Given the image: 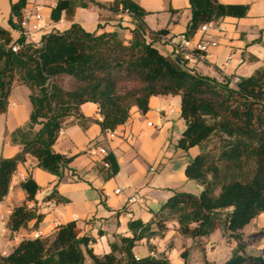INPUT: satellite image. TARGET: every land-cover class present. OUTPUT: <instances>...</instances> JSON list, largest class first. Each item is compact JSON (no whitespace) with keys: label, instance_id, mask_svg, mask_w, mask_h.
I'll return each instance as SVG.
<instances>
[{"label":"trees","instance_id":"16d2710c","mask_svg":"<svg viewBox=\"0 0 264 264\" xmlns=\"http://www.w3.org/2000/svg\"><path fill=\"white\" fill-rule=\"evenodd\" d=\"M188 3L186 39L201 25L225 17L243 18L248 11L245 5H225L218 0ZM25 4V0L11 4V29H17ZM89 5L126 13L133 25L130 37L124 40L115 30L88 33L72 23L64 31L43 35L38 47L22 45L14 53L9 31L0 27V114L7 109L14 82L27 88L30 105L28 122L10 133L11 143L20 146V151L11 158H0V202L27 156L35 158L42 171L58 181L63 179L72 158L53 152L52 146L68 118L73 117L82 128L89 122L79 111L82 104L96 105L100 119L94 122L104 134L124 124L133 107L147 113L149 99L156 96L179 97L184 129L176 147L182 151L197 148L184 176L200 192L173 193L151 222L130 221V235L115 236L105 254H94L89 247L93 240L80 236L75 222H68L58 226L52 237L21 240L8 255H0V264H83L84 255L89 264H171L163 253L144 257L134 253L141 241L163 237L171 221L182 237L191 240L207 238L218 230L223 239L234 241L236 246L223 264H264L260 255L245 252L241 234L264 213V66L232 85L230 78L217 81L186 69L180 57L163 56L152 45L155 35L165 30L148 31L143 21L147 12L133 0H58L50 21L57 23L63 16L71 21L76 8ZM63 79L70 81V88H64ZM105 160L115 174L112 157L107 155ZM19 187L26 198L8 217L6 227L11 232L32 220L36 228L43 218L26 205L39 189L32 178ZM50 200L67 203L55 190L45 198ZM186 255L184 250L183 264Z\"/></svg>","mask_w":264,"mask_h":264},{"label":"crops","instance_id":"0c3cea01","mask_svg":"<svg viewBox=\"0 0 264 264\" xmlns=\"http://www.w3.org/2000/svg\"><path fill=\"white\" fill-rule=\"evenodd\" d=\"M18 1L0 0V27L9 31L12 43L20 36L18 28L9 27L10 6ZM57 1L25 0L26 4L43 5V19L38 24L41 30L34 36L38 43L43 35L51 31H64L72 23L94 34L118 29L112 21L105 24L106 21L99 20L103 12L109 11H101L93 5L85 9L76 8L71 21L63 16L59 22L52 23L50 12ZM94 1L106 3L112 0ZM133 1L147 12L143 21L148 31L165 30L164 34L155 35L152 45L163 56L180 57L188 70L217 81L222 77L230 78L232 85L231 79L248 77L255 69L264 66V0H218L225 5H245L248 7L247 14L243 18L225 17L208 24L206 34L217 42V47L189 61L182 57L177 48L190 19L188 0ZM13 21L16 22L14 18ZM202 36L205 35L196 31L188 39L187 49L190 50ZM239 69L244 70L245 76L235 74L234 71ZM13 85L19 84L14 82ZM168 97H151L149 110L145 114L131 108L126 122L116 127L113 139H107L94 122L100 119L96 105L82 104L79 111L89 122H84L82 128L73 117L68 118L52 146L53 152L72 158L61 181L39 169L35 158L31 156H27L25 162L17 166L9 191L0 202V253L8 255L21 241L6 227V222L13 207L25 201L26 195L19 184L29 176L39 189L34 200L26 202V205L43 215V218L36 228L33 227L34 220L28 222L25 228L16 231L17 235L33 239L37 233L40 238H49L58 226L75 222L79 235L93 240L89 247L96 255L107 253L108 244L115 236H129L130 221L149 223L153 214L173 193L192 192V181L185 178L184 168L198 150L194 147L182 151L176 147L184 129L180 116L181 121L174 122L168 117H160L163 113L157 114L160 107L168 102ZM29 112L30 105L27 111H17L15 103L8 101L7 111L0 114V158H11L20 151V146L11 143L10 133L28 122ZM148 122L151 126H147ZM171 130L175 131L174 136L170 134ZM128 134L130 138H127ZM101 147L105 149L106 155L98 154L97 150ZM107 155L115 163V174L113 167L105 160ZM117 189L120 192L115 194ZM53 190L67 203L45 201ZM134 193L140 195V200L128 205L127 200ZM261 224L251 223L247 227L253 228L252 234L256 235L258 232L264 233V228H259ZM234 245L232 240L223 239L218 230L199 240L182 237L176 231V223L171 221L166 224L163 237L151 239L148 243L141 241L134 253L137 257L163 253L171 264H183L181 253L187 250L186 264H223L231 256ZM256 248H264V243ZM89 263L90 259L84 255L83 264Z\"/></svg>","mask_w":264,"mask_h":264},{"label":"rangeland","instance_id":"374dc122","mask_svg":"<svg viewBox=\"0 0 264 264\" xmlns=\"http://www.w3.org/2000/svg\"><path fill=\"white\" fill-rule=\"evenodd\" d=\"M97 9H99V8H97ZM99 10L104 11L103 9H99ZM99 20L106 21L105 24H108V21H112L113 26H115L119 29V30L117 29V31L119 32L122 39L126 40L130 37V34L127 33V30L133 29V25H132L131 18L126 13H111V12L106 13V12H103V14H101L99 16ZM229 67H231V66H229ZM234 72H235V74H238L241 76H245V74H246L244 72V70H242V69L236 70ZM61 83L64 86V88H66V89L70 88V86H71V83L68 79L61 80ZM27 93L28 92H27L26 87L21 86V85H13L12 84L10 92H9V96H8V101L15 103V105L17 106V111H21V110L27 111V110H29V102H28ZM167 99H168V102L160 107L161 110H163V114L160 117H168V119L174 120V122L181 121L179 118V97L178 96H173V97L169 96ZM7 108H8V106H7ZM171 109L173 110L172 112H170ZM10 110H11V108L8 109V111H10ZM6 111H7V109H6ZM170 134L172 136H174L175 131L171 130ZM190 183H191L190 185L192 187L191 188L192 192H188V193L197 195L200 192V187L195 185L193 182H190ZM258 222L262 223L259 226V228H261V227L264 228V214H262V215L260 214L259 216L254 218L248 225H250L251 223H253V225L254 224L256 225ZM247 226H245L242 229L243 234L241 231L242 238H243V244H244L246 252L249 254H255V255L261 254L262 255L261 257L264 258V248H261V249L256 248V246L259 245L260 243H264V233L258 232L256 235L255 234L253 235L252 234L253 228L250 229ZM233 243L235 244L234 241H233ZM234 246H236V244Z\"/></svg>","mask_w":264,"mask_h":264},{"label":"built area","instance_id":"2783aa9c","mask_svg":"<svg viewBox=\"0 0 264 264\" xmlns=\"http://www.w3.org/2000/svg\"><path fill=\"white\" fill-rule=\"evenodd\" d=\"M43 8V5L40 3H29L25 4L24 7L21 9L20 17L18 20V33H19V39L11 44V51L17 52V50L22 45H31L34 47H38L40 43H38L34 36L36 33H38L41 30V27L38 26L40 22H42V13L41 10ZM198 32L203 33L202 38L197 41L194 46L188 50V39H186L184 36L181 37L179 43L177 44L178 51L181 52L182 57L189 61L194 60L198 56H200L203 53L208 52L210 49L217 47V42L211 39L209 35L206 34L208 31V24L201 25L198 29ZM239 81V78H233L231 79V82L235 84ZM173 110L171 109L170 112ZM163 113V110H158L157 114L160 115ZM147 126H151V123L148 122ZM107 139H113L116 135V130L113 131H106L104 133ZM127 138H130V134L127 135ZM99 155H106V151L104 148H98L97 150ZM106 165V163H104ZM151 171H153L151 169ZM120 190H115L114 193L118 194ZM140 200V195L138 193H134L128 200L127 204L131 205ZM13 235H15L16 238L19 240H23L21 235H17L16 231L12 232ZM40 238L37 233L33 235V239ZM1 256H6L7 254L5 252L0 253Z\"/></svg>","mask_w":264,"mask_h":264}]
</instances>
